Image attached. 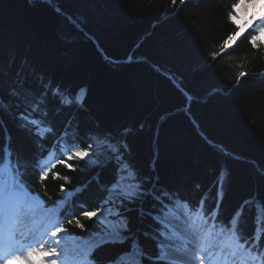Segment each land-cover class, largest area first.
<instances>
[{
	"label": "trees",
	"instance_id": "trees-1",
	"mask_svg": "<svg viewBox=\"0 0 264 264\" xmlns=\"http://www.w3.org/2000/svg\"><path fill=\"white\" fill-rule=\"evenodd\" d=\"M238 2L0 0L3 86L23 79L37 93L50 88L45 110L60 137L72 123L67 138L76 147L99 141L118 146L98 165L81 159L67 161L72 169L57 164L53 172L68 182L49 174L42 186L30 168L27 179L49 206L64 199L63 184L72 193L63 208L69 218L93 210L110 198L105 188L123 161L164 193L162 206L151 198L144 202L152 215L143 218L137 203L125 201L129 227L147 251H156L155 241L142 233L168 231L152 217L170 214L178 202L195 208L201 200L209 211L219 205L217 223L228 225L239 213L243 234L252 237L259 229L264 243V42L254 46L258 33L249 29L225 48L243 26L240 18L239 26L228 19ZM57 88L72 97L83 89L84 99L64 107L52 99ZM32 98L22 91L24 104ZM2 118L12 146L26 159L47 155L57 143L54 135L38 140L7 113ZM63 152L56 155L64 158ZM81 222L83 239L100 228ZM65 227L70 234L81 231ZM126 247L106 244L94 256L107 264Z\"/></svg>",
	"mask_w": 264,
	"mask_h": 264
},
{
	"label": "snow or ice",
	"instance_id": "snow-or-ice-1",
	"mask_svg": "<svg viewBox=\"0 0 264 264\" xmlns=\"http://www.w3.org/2000/svg\"><path fill=\"white\" fill-rule=\"evenodd\" d=\"M172 3L176 4V0H172ZM257 6L259 12L253 11L251 19L228 37L225 48L231 47L257 19L264 23V0H239L233 5L228 19L237 26L241 11L255 9ZM262 38L264 27L259 28L258 35L252 37L251 43L255 46ZM244 75L245 73H240V76ZM22 91L33 93L30 105L20 100ZM50 91L49 88L48 92ZM48 92L37 93L23 79L17 80L7 89L0 82V129L3 130L0 137V264H100L94 252L106 244L127 245L107 264H145L146 260L148 264H264V243H261L260 230L252 237H246L239 228V213L229 220L228 225L222 220L217 223L219 205L209 211L203 200L195 208L187 203L183 205L184 216L189 223L187 236L164 229L142 233L145 238L155 241L156 251H147L141 243L140 235L129 227L124 210L125 201L137 203L139 215L143 218L152 215L151 211L144 209V202L151 198L162 206L164 193L153 185L150 178L140 177L123 161H120L118 175L111 188H105L106 193L114 190L118 194L119 203L106 196L101 205L94 206L93 210H82L79 215L73 214L71 218L60 208L59 202H53L49 206L27 179L29 169L38 172V180L42 186L49 174L54 179L68 182V177H61L59 173L53 172L57 164L72 169L67 161L81 159L86 160V163L95 162L93 158L96 153L90 151L92 145L79 149L67 138L72 123L66 122L64 137L56 133L54 122L45 110L48 106ZM83 96L84 90L81 89L75 102L82 103ZM57 97L59 104L64 107L70 108L74 103L72 93L63 89L57 88L52 99ZM5 113L17 119L19 126L33 133L38 140L43 141L49 135H54L57 136V143L47 150V155L41 151L37 159L24 158L12 146L11 135L2 118ZM58 150L69 154L61 158L56 155ZM115 159L120 160L119 156ZM121 177L127 182L123 186ZM60 191H67L63 184ZM60 199L62 201L63 197ZM81 218L100 224V228L87 240L81 238V234L86 231ZM152 218L154 221L164 219L159 214ZM197 220L202 221V225L197 224ZM44 221H47V227L44 226ZM65 223L80 229V233L70 234ZM29 224L34 225L37 231L43 228L42 234L37 237L26 232ZM45 236L49 239L45 240ZM177 240L180 241L179 244L175 243ZM189 244H194V248H189ZM242 256L246 258H241Z\"/></svg>",
	"mask_w": 264,
	"mask_h": 264
},
{
	"label": "rangeland",
	"instance_id": "rangeland-1",
	"mask_svg": "<svg viewBox=\"0 0 264 264\" xmlns=\"http://www.w3.org/2000/svg\"><path fill=\"white\" fill-rule=\"evenodd\" d=\"M259 10H260L259 6H257L255 9L242 10L240 15H239V18H240L241 22L243 23V25H245L247 23V21L251 19V13L253 11L258 13ZM260 27H264V23H261V21L259 19H257L256 21L253 22L252 26L249 27L247 30L253 29L257 33H259ZM262 40L264 42V38H262ZM90 151H93L96 153V156L93 158L95 162H91V163L98 165V164L104 163L105 161H108V159L110 158V156L112 154H116V152L118 151V146L116 144H113V143H110L107 141H104V142L99 141L97 143L92 144V149ZM67 154H69V153L67 152ZM121 180H122V186H123V184L127 183L126 181L123 180V177H121ZM71 195H72L71 192H69L68 190L63 193V196L65 198L71 197ZM116 196H118V194L113 190L110 193L109 200H114V198ZM177 204L178 205H176L175 207L174 206L169 207L173 211L171 210L170 214L168 213L165 216H162L164 218L163 221L165 223L167 222L168 226H166V227L168 229H170V232H172V233L178 232V234H183L184 236H187L189 223L187 222V220L184 216L185 209L183 208V205L185 203L178 202ZM113 210H115V209H113ZM104 215H107V213H104ZM109 218L111 219V217H109ZM163 221H161V222L163 223ZM197 224L202 225V221L197 220ZM84 240H86V239H84ZM175 243L179 244L180 241L177 240V241H175ZM229 243H231V242H229ZM188 247L194 248V244H189ZM241 258H246V257L242 256Z\"/></svg>",
	"mask_w": 264,
	"mask_h": 264
},
{
	"label": "bare ground",
	"instance_id": "bare-ground-1",
	"mask_svg": "<svg viewBox=\"0 0 264 264\" xmlns=\"http://www.w3.org/2000/svg\"><path fill=\"white\" fill-rule=\"evenodd\" d=\"M85 96V95H84ZM84 96L82 97V101H83V99H84ZM73 98V101H74V103L75 104H80V103H77V102H75V98H76V96H74V97H72ZM63 154H64V152H63ZM113 155V154H112ZM63 202L61 201L60 202V206H61V204H62ZM178 205V204H177ZM180 206V205H179ZM181 208V207H180ZM163 221V220H162ZM164 222V221H163ZM44 223V226L45 227H47L48 226V223H47V221H44L43 222ZM167 223V222H166ZM166 227V226H165ZM170 228V227H169ZM169 231V230H168ZM26 232H31L33 235H35V236H37V237H39L41 234H42V232H43V228H40L38 231L36 230V227L34 226V225H32V224H29L28 225V227H27V229H26ZM176 234H178V232H175ZM44 239L45 240H48L49 239V237H47V236H45L44 237ZM84 240V239H83ZM229 243V242H228ZM69 251L71 252V249H69Z\"/></svg>",
	"mask_w": 264,
	"mask_h": 264
}]
</instances>
